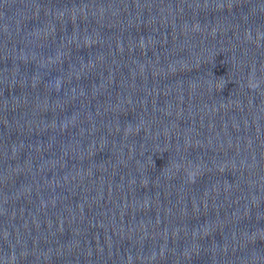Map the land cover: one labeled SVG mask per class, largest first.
<instances>
[{
  "label": "water",
  "instance_id": "1",
  "mask_svg": "<svg viewBox=\"0 0 264 264\" xmlns=\"http://www.w3.org/2000/svg\"><path fill=\"white\" fill-rule=\"evenodd\" d=\"M0 264H264V0H0Z\"/></svg>",
  "mask_w": 264,
  "mask_h": 264
}]
</instances>
